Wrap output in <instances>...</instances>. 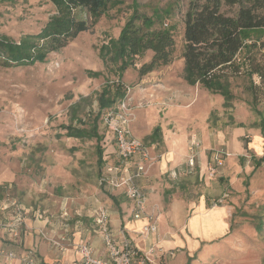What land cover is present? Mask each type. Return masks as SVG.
I'll return each instance as SVG.
<instances>
[{
  "label": "rangeland",
  "instance_id": "rangeland-1",
  "mask_svg": "<svg viewBox=\"0 0 264 264\" xmlns=\"http://www.w3.org/2000/svg\"><path fill=\"white\" fill-rule=\"evenodd\" d=\"M196 1L110 0L95 22L86 11L76 10L77 18L89 28L65 47L27 66L0 62L1 236L7 238L6 226L23 207L33 216L55 220L64 214H94V201L108 199L101 179L106 167L120 161L103 118L123 104L131 135L145 144L150 157L145 178L138 181L146 197L151 192L146 189L157 182L165 191L180 192L189 203L203 199L207 206H224L229 230L204 243L203 249H213L207 262L264 264V84H258L254 99L246 77L231 80L233 98L230 107H224L221 96L185 83L184 17ZM228 1L220 0V10L232 16L238 7ZM133 8L153 21L151 29L170 32L173 59L140 77L137 69L152 58V52L146 51L118 80L117 66L109 63L106 69L98 51L119 36ZM55 13L49 0H0V36L17 42L35 35ZM88 71L102 75L92 78ZM118 81L125 96L101 111L102 90L109 85L113 96ZM254 82L259 81L254 78ZM68 125L89 133L96 125L101 138L67 137L62 127ZM156 126L160 130L150 140ZM178 136L184 139V152L174 150L176 157L167 165V173L151 174L170 152L169 140ZM98 146L103 166L98 165ZM190 157L192 166H188ZM100 207L106 211V206ZM48 234L39 236L50 244ZM1 250L2 257V252H9Z\"/></svg>",
  "mask_w": 264,
  "mask_h": 264
},
{
  "label": "trees",
  "instance_id": "trees-1",
  "mask_svg": "<svg viewBox=\"0 0 264 264\" xmlns=\"http://www.w3.org/2000/svg\"><path fill=\"white\" fill-rule=\"evenodd\" d=\"M110 0H49L55 7L50 17L35 35H25L19 41L0 36V62L4 66H27L43 62L47 54L67 45L72 37L89 27L86 21L76 16V10L88 13L92 22L99 19L108 9ZM237 5L234 15L221 12L220 0H198L191 3L184 17L182 59L183 80L189 86L199 85L211 94L224 100V107H230L233 98L231 80L246 77L249 91L256 99L258 84H264V0H230ZM136 6V4H134ZM153 21L139 15L133 8L132 14L120 30L117 38H110L99 48V59L107 69L109 63L116 65L118 80L122 72L134 65V59L146 51L152 52L148 63L137 69L144 76L161 66L172 62L174 40L167 30L151 29ZM89 77L97 78L101 72L88 71ZM254 78L259 82L255 83ZM125 96L120 81L114 94L106 85L99 97V109H109ZM67 137L84 138L100 136L72 125L63 126ZM159 127L153 130L154 140ZM102 149L97 147V161L103 166Z\"/></svg>",
  "mask_w": 264,
  "mask_h": 264
},
{
  "label": "crops",
  "instance_id": "crops-1",
  "mask_svg": "<svg viewBox=\"0 0 264 264\" xmlns=\"http://www.w3.org/2000/svg\"><path fill=\"white\" fill-rule=\"evenodd\" d=\"M183 140L182 136H178L174 142L169 140L170 152L159 163V167L152 169L151 174L154 171L167 173V165L174 161L176 154L184 152ZM111 147L115 149L113 144ZM174 150L177 151L176 154ZM102 187L105 195L109 196L106 201H94L91 208L95 209L94 214L90 212L88 215L72 217L64 214L58 219L46 220L41 219L40 215H31L30 211L28 213L21 207L26 215L24 227L16 237L6 234L5 238L0 235V250L13 252L17 257L27 250H33L42 264H80V255L74 246L60 253L55 246L41 239L39 235L45 232L49 233V238L55 239L65 235L73 245L88 244L95 250L96 255L102 256L105 247L93 224L97 210L103 208H99V205H102L106 206L108 226L116 243L120 245L123 239H127L131 246L138 250L140 257L146 258L141 264H212L207 262V259L212 255L213 249H203V245L221 237L229 230L224 206H207L203 199L196 204L189 203L182 199L180 192H172L173 189L165 191L161 184L153 182L149 189L145 188L151 192L147 197L143 215L134 219L132 203L121 192ZM29 214L31 219L27 217ZM151 221L155 224L156 231L144 232L143 228ZM195 255H200L197 260H193ZM0 264H20V261L16 258L10 262L0 256Z\"/></svg>",
  "mask_w": 264,
  "mask_h": 264
},
{
  "label": "built area",
  "instance_id": "built-area-1",
  "mask_svg": "<svg viewBox=\"0 0 264 264\" xmlns=\"http://www.w3.org/2000/svg\"><path fill=\"white\" fill-rule=\"evenodd\" d=\"M123 106V104L121 107L118 105L116 109L106 113L103 118L104 126L111 134L112 142L116 147L120 165L106 167L101 180L103 185H106L111 190H119L132 203V217L139 219L145 211L147 197L139 187L138 181L145 176L150 157L145 144L131 135L128 118L125 115ZM122 107L123 109H121ZM192 165L193 157H190L188 166ZM93 224L100 233L105 247V252L102 256L96 255L95 250L88 244L73 245L70 238L65 235L58 237V239H47L60 253L74 246L75 251L80 255V264H141L146 259L145 257H140L138 250L132 247L127 239H123L120 245L116 243L114 235L108 226L107 211L104 209L97 210L93 218ZM23 225L24 215L20 210L6 228H9L8 232L10 235L16 237ZM143 231L153 233L156 231V226L151 221L150 224L143 228ZM2 255L10 262L18 258L20 264H42L33 250H27L19 257L10 251L2 252ZM52 264L61 263L55 262Z\"/></svg>",
  "mask_w": 264,
  "mask_h": 264
}]
</instances>
